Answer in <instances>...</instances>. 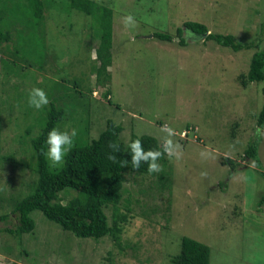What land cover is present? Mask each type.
Here are the masks:
<instances>
[{
  "label": "rangeland",
  "instance_id": "rangeland-1",
  "mask_svg": "<svg viewBox=\"0 0 264 264\" xmlns=\"http://www.w3.org/2000/svg\"><path fill=\"white\" fill-rule=\"evenodd\" d=\"M95 1L112 9L103 23L105 33L112 31L111 43H105L106 52L112 51L107 66L112 78L106 86L110 96L103 98L105 90L99 87L103 85L96 81L95 67L101 65L96 52L99 27L92 16L66 9L69 0H52L44 33L36 31L38 26H13L27 54L8 60L17 61L16 67L24 66L25 60L32 64L24 75H12L13 81L26 83L25 89L20 88L25 96L34 87L47 95L70 87L65 90L70 106L75 95H86L87 114L70 120L78 125L83 120L79 126L88 120L90 140L98 137L108 118L123 125L125 141L133 132L155 136L164 145L171 140L173 152L165 169L170 177L162 180L160 172L126 174L119 206L124 211L128 203L132 215L119 245L110 236L78 237L34 210L33 232L21 237L0 233V264H103L109 253L116 264H171L170 256L180 251L185 235L211 247L210 264H264V137L256 135L264 81L245 87L239 79L248 72L256 49L235 51L202 40L204 36L191 30H184L187 44L181 46L178 35L186 21H199L211 32L232 33L242 42L259 39L263 49L264 0ZM128 14L136 21L134 27L124 24ZM156 32L174 39L160 40ZM6 71L1 72L0 90ZM90 89L98 94L94 97ZM8 97L16 100L3 89L0 103ZM8 103L3 105L9 122L2 155L16 150V159H25L28 156L18 139L22 130H17L12 118L20 116L24 126H30L33 117L19 107L12 116ZM165 126L173 130L172 135L163 130ZM63 127L75 128L71 121ZM252 141L258 142L260 165L245 159L244 151ZM226 157L242 165L232 168L224 163ZM33 178L28 166L0 158V214L11 212L12 199L24 196ZM74 195L75 191L66 193L64 202ZM13 221L12 215L0 221V227Z\"/></svg>",
  "mask_w": 264,
  "mask_h": 264
},
{
  "label": "trees",
  "instance_id": "trees-1",
  "mask_svg": "<svg viewBox=\"0 0 264 264\" xmlns=\"http://www.w3.org/2000/svg\"><path fill=\"white\" fill-rule=\"evenodd\" d=\"M10 2L12 6H10ZM51 4H53L52 0H0V53H3V56L0 55L1 72L7 69L5 73L7 78L2 80L4 86L2 84L0 92L4 89L5 94L14 96V99H16L12 101L8 97L3 101V104L0 103V158L3 161L14 162L19 166H28L35 175V178L29 184L28 192L24 196L12 199L11 212L0 214V221H8L12 215L15 219L11 225L0 227V233L8 232L21 237L24 233L33 232L36 228V221L31 214L34 210H40L49 220L78 237L100 239L110 236L119 245L124 227L129 221L130 215H132V209L128 203H125L127 210L123 211L119 206L123 199L126 174H150L146 162H142L139 169L132 167L129 145L134 140L140 139L146 151L158 150L162 153L158 159V163L161 165L159 177L162 180L170 177V174L166 173L165 170L169 163V153L164 151L165 145L160 143L157 137L149 134L139 135L133 132L128 141L123 140L121 137V132L124 130L123 125L111 118L107 119L106 126L101 130L98 137L90 140L88 136V133H91L89 121H86L85 126H79L83 120L79 121V125L70 120L72 117H76L77 114H82V116L87 114L88 103L84 99L86 95L82 96V92L80 96L83 98L75 95L76 101L73 106H70L66 100L68 96L65 94V90L70 87L60 88L58 94L49 92V96L47 95L49 103L34 113V108L22 102L28 103L27 94L25 96V93L20 92V88H26V83H23V80L20 82L13 81L12 75H24L23 72L32 64L30 61L25 60L24 66L16 67L17 61L8 60H13L16 56H18L17 60L19 57L25 58L24 55L27 54L26 47L24 43L21 44V39H19L13 26L16 27L17 24L22 25L23 23L38 26L35 28L36 31L44 33V23L48 20L47 14ZM65 7L68 10L76 9L87 16H92L99 27L97 30L101 41L96 48V52L101 60V65L95 67L96 81L99 85H103L99 87L105 90L103 98H106L111 94L110 89H107L106 86L112 78L111 71H107V66L112 62V51L106 52L107 49L105 48L107 46L105 43H111L112 31L105 33L103 23L106 14L112 9L107 5H101L95 0H69L68 4L66 2ZM184 30H191L204 36V38H201L202 40H214L218 44L230 47L235 51L256 49L248 72L241 73L239 79L245 87L252 82L264 81V48L261 49L262 41L259 42V39L242 42L232 33L211 32L207 24L203 22L186 21L183 27L178 30L181 46L187 44V40L183 36ZM154 35L160 40L172 41L174 39L169 33L156 32ZM20 37L23 40L25 35H20ZM13 63H15V66ZM1 72L0 76H2ZM78 86L79 84L76 82L75 87ZM13 89L15 92L10 94ZM78 90L75 89L74 92L78 93ZM90 92L93 96L95 92L98 94L96 89H90ZM8 100L12 116L16 115L13 113L19 107L24 114H29L28 118L33 117L29 121L30 126H24L20 116L12 118L17 130H22V133L18 135V139L22 141L23 152L28 156L25 159L17 160L15 157L16 150L8 155H2L3 134L7 124L6 121L9 122L8 118L6 119V113L4 116L3 105ZM99 100L102 104L103 100ZM97 102L99 103L98 99ZM22 104L23 106H21ZM7 113L9 114V112ZM67 121L74 124V127L78 130V135L75 138L72 151L65 158V163L62 166L52 167L43 154L47 149V134L53 128L63 130V126ZM258 124L260 127L264 125V104L258 115ZM39 126L41 127L40 131H38ZM35 127L38 128L36 132L34 131ZM109 144L119 145L120 151L113 153ZM244 152L245 159H255L257 165H260L261 160L258 156L259 145L257 141L250 142ZM110 153L117 156L115 161L108 158ZM224 163H230L232 168L242 165L239 161L228 157L224 159ZM151 173L157 174V172ZM262 175L264 176V172H262ZM70 191H75L76 195L64 202L66 198L64 195ZM127 201L129 202V200ZM107 208L112 210L111 218H109ZM170 261L171 264H210L211 247L185 235L181 239L180 251L171 255ZM103 264H116L112 253L108 254Z\"/></svg>",
  "mask_w": 264,
  "mask_h": 264
},
{
  "label": "clouds",
  "instance_id": "clouds-1",
  "mask_svg": "<svg viewBox=\"0 0 264 264\" xmlns=\"http://www.w3.org/2000/svg\"><path fill=\"white\" fill-rule=\"evenodd\" d=\"M124 24L126 27H134L136 21L132 14H128L124 17ZM97 95V92L94 94ZM49 103V98L42 88L34 87L28 93V105L35 110H41ZM169 135H172L173 130L167 126L163 129ZM78 135L76 128L70 130H60L58 128L51 129L47 134L46 145L47 149L43 152L47 160L52 167L62 166L65 163L66 156L72 151L74 147L75 138ZM256 135L258 137H264V127L256 128ZM109 147L113 150V153L120 151L119 145L109 144ZM131 165L134 169H139L142 162L148 163V171L159 172L161 171V165L158 163V159L162 153L158 150H145L142 146L140 139L134 140L130 145ZM164 151L171 154L173 152V145L171 140L165 141ZM108 158L112 161L117 159V156L110 153Z\"/></svg>",
  "mask_w": 264,
  "mask_h": 264
}]
</instances>
